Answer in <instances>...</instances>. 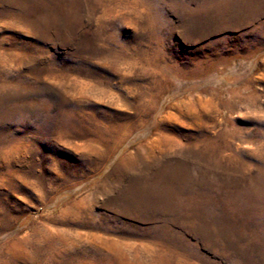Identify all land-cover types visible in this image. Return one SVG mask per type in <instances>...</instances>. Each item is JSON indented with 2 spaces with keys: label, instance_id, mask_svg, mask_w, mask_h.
<instances>
[{
  "label": "rangeland",
  "instance_id": "374dc122",
  "mask_svg": "<svg viewBox=\"0 0 264 264\" xmlns=\"http://www.w3.org/2000/svg\"><path fill=\"white\" fill-rule=\"evenodd\" d=\"M0 264H264V0H0Z\"/></svg>",
  "mask_w": 264,
  "mask_h": 264
}]
</instances>
